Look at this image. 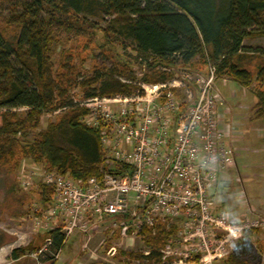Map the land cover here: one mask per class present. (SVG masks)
<instances>
[{"label": "trees", "instance_id": "trees-1", "mask_svg": "<svg viewBox=\"0 0 264 264\" xmlns=\"http://www.w3.org/2000/svg\"><path fill=\"white\" fill-rule=\"evenodd\" d=\"M3 2L8 7L6 14L0 13L1 166L18 168L27 160L44 174L68 175L81 182L99 178V129L83 122L87 110L72 104L71 91L77 89L80 99L129 96L136 88L120 78L134 82L132 69L141 68V62L145 65L140 81L147 84L211 66L218 79L249 89L255 101L253 115L264 130V51L243 45L245 40H264V0H0V6ZM63 34L88 42L98 35L102 44L110 45L130 41L132 48L126 53L121 47V54L113 50V55L104 56L108 67L94 66L78 81L70 53H64L59 69L53 70V53ZM56 111V121L28 140L40 118ZM52 194L51 187L39 184V201L46 211ZM257 231L244 230L221 263L259 264L250 241ZM175 233V225L167 229L159 224L154 234L144 228L141 235L148 254L120 256L125 262L157 264L160 250ZM38 238L13 249L10 258L37 254L46 245L56 252L64 247L60 227Z\"/></svg>", "mask_w": 264, "mask_h": 264}, {"label": "built area", "instance_id": "built-area-1", "mask_svg": "<svg viewBox=\"0 0 264 264\" xmlns=\"http://www.w3.org/2000/svg\"><path fill=\"white\" fill-rule=\"evenodd\" d=\"M141 63L138 71L132 69L134 82L120 78L135 86L129 96L80 99L71 94L72 104L87 110L83 122L99 129L100 176L81 182L43 173L41 183L53 190L46 220L62 222L63 245L75 234L87 240L107 222L109 237L119 240L141 238L144 228L154 234L158 224L175 225L183 248L162 251V263L175 256L170 264H189L193 256L198 264H213L228 255L244 230H264L263 220L238 223L215 212L211 191L220 175L235 166L234 150L218 125V78L207 66L147 84L140 81ZM235 228L239 237L232 235ZM114 253L115 248L108 250L109 257Z\"/></svg>", "mask_w": 264, "mask_h": 264}, {"label": "rangeland", "instance_id": "rangeland-1", "mask_svg": "<svg viewBox=\"0 0 264 264\" xmlns=\"http://www.w3.org/2000/svg\"><path fill=\"white\" fill-rule=\"evenodd\" d=\"M7 7V4L3 2V5L0 6V13L6 14ZM100 25H103L102 22ZM60 44L61 45H59V47L53 53V70L59 69L58 66L63 59L62 57L64 53H70L73 57L72 64H74V67L77 69V73H79L78 81L89 74L92 67L94 66L101 68L108 67L110 62L105 59L104 56L109 54L113 55V50L118 54H121V47L125 48L126 53H129L132 48L130 41H121L120 45H110L106 44V42H103L102 44L100 36L98 35H96L93 41L88 42L85 38L75 39L71 35L63 34L61 36ZM100 45H102L101 48H99ZM243 45L244 47L249 48L251 51H264V40L262 38L245 40ZM108 49L111 50V53H109L110 51L107 52ZM256 61L257 59L254 58L253 63ZM133 69L138 71L137 69L139 68L135 67ZM217 87L218 84L216 88ZM217 89H219V87ZM71 94H73L76 98L80 97L77 89L72 90ZM178 97L181 100L184 99L183 92H179ZM56 119L57 114H44L40 118L37 129L28 135V140L33 139L38 131L43 130L48 123L54 122ZM252 146H256L257 149L263 150L264 140L255 141ZM258 153L259 154H257V156L261 155V158L259 157L260 161L258 162L257 160H253V165L255 168L253 166L252 169H255L254 172L257 174L255 175L258 177L257 179L260 182L263 191L261 192L260 190L259 196L257 195L252 201L243 199L245 204L243 202L241 208H239V204L233 202L232 190L225 191L222 189L221 193L218 192L219 190L217 189L214 193V201H216V203L214 202V206L216 213H226L233 219H236L238 223H244L249 219L264 221V172L259 170L263 169L264 171V152L261 151ZM234 162L236 163L235 157ZM41 169L42 168L40 166H37L36 164H33L27 160L22 161L18 168L13 169L10 166L0 165V264L106 263L105 261L108 260L110 254H105V251H102L104 242L99 237V235H94L86 247H82L84 245L82 243L85 242L78 241L77 243L76 241V244L70 248L71 239H69L57 257V252L53 251V249H50L49 245H46L41 251L37 252V254H27L16 261L10 258V253L13 249L26 247L32 242H37V239H39L38 237H40L44 231L51 230L56 227H60L61 229L62 222H60L58 219L50 221L46 220V210L43 205L40 204L38 188L43 178V172ZM231 171L233 172V176H235V170ZM217 186L219 187V185ZM222 200H224V204L226 205L225 207L220 205ZM240 214H245V217ZM46 223L48 224L45 228ZM181 240L182 236L179 234L178 236L175 235V237L167 241L166 248L160 250V253L165 250L173 251V253H179L183 248ZM250 241L253 244L255 254L259 257V264H264V230L258 229L257 232L251 235ZM113 242L114 243L112 244L116 250V253L114 254L116 255H113L112 259L109 258L111 259L112 264H144V260L141 259L125 262L124 258L120 256V252L142 254L147 251L145 245L143 244L142 237H126L121 238L119 241ZM171 257L166 258L164 263H162V260H160V262L157 264H170L174 260H171ZM222 260H217L213 262V264H222ZM189 264H198L197 258L192 256Z\"/></svg>", "mask_w": 264, "mask_h": 264}, {"label": "crops", "instance_id": "crops-1", "mask_svg": "<svg viewBox=\"0 0 264 264\" xmlns=\"http://www.w3.org/2000/svg\"><path fill=\"white\" fill-rule=\"evenodd\" d=\"M215 84L216 86L218 84L219 87V89H217L219 96L216 108L218 125L219 128L225 132L226 141L234 150L236 163L234 162L235 166L231 169L235 170V176H233L231 170L222 173L211 191V198L212 201L216 203V201H214V193L217 189L219 190L218 192L221 193L222 189L225 191L232 190L233 202L239 204L238 207L241 208L242 203L244 202L245 204L244 200L247 199L248 201H252L257 195L259 196L260 190L261 192L263 191L257 179V174L254 172L255 169H252L254 166L253 160L260 161L261 155L257 156V154H259L258 152H264V148L262 150L257 149L256 146H252L255 141L264 140L263 124L253 115L255 101L249 89L242 88L228 79H217ZM259 170L264 172L263 169ZM217 185H219V187ZM220 205L222 207L226 206L224 200L221 201ZM107 225L108 222L97 231L90 234L87 240L81 235H73L69 238L71 239L70 248L76 244V241L77 243L78 241L85 242L86 245L82 247H86L94 235H99L104 242L102 251L104 250V253L107 254L109 249L114 248L112 244L114 243L113 241H119L117 236L109 237L108 231L105 229ZM108 244L109 246L107 247ZM109 258L112 259L113 257ZM109 258L105 261L106 263L103 264H112Z\"/></svg>", "mask_w": 264, "mask_h": 264}, {"label": "clouds", "instance_id": "clouds-1", "mask_svg": "<svg viewBox=\"0 0 264 264\" xmlns=\"http://www.w3.org/2000/svg\"><path fill=\"white\" fill-rule=\"evenodd\" d=\"M232 235H233L234 237H239V235H240V229H239V228H235V229L233 230V232H232Z\"/></svg>", "mask_w": 264, "mask_h": 264}, {"label": "bare ground", "instance_id": "bare-ground-1", "mask_svg": "<svg viewBox=\"0 0 264 264\" xmlns=\"http://www.w3.org/2000/svg\"><path fill=\"white\" fill-rule=\"evenodd\" d=\"M144 83H146V82H144Z\"/></svg>", "mask_w": 264, "mask_h": 264}]
</instances>
